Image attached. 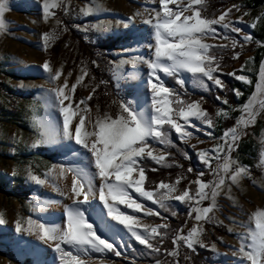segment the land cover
Instances as JSON below:
<instances>
[{"label":"rangeland","instance_id":"obj_1","mask_svg":"<svg viewBox=\"0 0 264 264\" xmlns=\"http://www.w3.org/2000/svg\"><path fill=\"white\" fill-rule=\"evenodd\" d=\"M221 1H225L224 5L217 12L207 15L205 0H203L204 7L201 9V14L207 18H215L224 9L231 8L232 4L241 6L240 12L232 9L228 19L240 27L242 32L251 35L253 41L245 45L243 50L240 49V57L233 60L231 66L228 68L219 66L214 75H227L229 72H235L246 75L250 82L245 84L237 81L239 84L237 90L241 95L237 98L233 93L237 103L234 108L220 102L219 109L210 113L204 107L202 100L193 101L198 102L199 107L211 119L213 126L209 128L196 118L189 117L190 125H194V127L184 126L185 131L192 133V137L186 138V142L179 139L178 134L169 125H164L178 141L185 143L194 152L199 164L197 168L203 171L200 180L205 184L215 179V174H210L209 169L222 164L223 159L210 160L209 166L206 168L196 153L205 151L209 156H213L211 149L214 145L217 142L224 143L219 140L225 131L219 128L220 123L232 116L234 119L230 127L234 126L237 119H242L246 115L242 113L241 106L247 99L256 92V107H259L261 99L256 85L260 64L264 60V47L258 46L255 42L264 43V35L261 36L260 33V27L264 22V1L255 9L245 6L247 0ZM188 2L189 0H174L169 4V8L175 10L178 5ZM57 3L58 7L51 10L53 16L45 21L38 0H7L8 10L3 17L7 27L4 32H0V218L4 220V223L0 224V264H58L56 254L48 244L43 243L31 233L26 234L23 230L18 232L16 223L26 219H35L45 225L62 229L66 219L65 207H75L81 211L86 221L93 225L96 234L111 242L122 253L117 257L105 251L103 260L110 261L111 264H154V261L151 263L137 262L127 255V251L131 250V242L139 246L143 245L133 239L123 225L108 217L98 195L83 204L73 205L70 200L53 192L47 182L44 185H38L27 179V173L31 171L38 178L46 179L44 173L47 168L52 164H61L77 169L79 173H82V179L91 181L94 189L99 188V180L96 177L91 154L72 140L61 137L51 145L30 147L36 138V130L32 124L33 115L40 118L49 111L40 99L42 90L52 87L47 80V74L41 67L45 60L49 62L51 68L59 67L61 69V77L56 83H64V77L67 76V87H71L76 82V76L81 74V69L85 70L83 80L72 92V98L77 101L87 96L95 88L96 91L88 103L89 114L93 118L96 115L102 117L105 112L114 118L119 110L117 103L119 101L124 103L142 122H150L152 111L150 107L151 93L147 86L148 69L143 63L133 66L128 61L133 56L149 57V49L145 45L154 43L153 29L144 24L138 14L142 10L158 9L159 0H57ZM94 3L101 4L103 11H89L93 8ZM63 4L68 7L67 13L59 6ZM244 12H247L248 15H243ZM134 13L137 15L127 27H124L123 23H116L117 20L126 21L127 17ZM238 17L243 23L237 20ZM258 17L259 19H257ZM253 20L256 21L254 28L249 27ZM94 24L98 27L92 28L91 25ZM129 27L131 29L127 30ZM213 27L217 29L220 36H217L216 39L208 38L204 42L213 46L223 44L231 47L228 41L221 38L224 30L218 25ZM45 32L55 33V38L50 41L47 49H44L41 40V36ZM72 33L89 44H95L107 38L114 39L113 45L104 50L107 57L100 64V70L106 75L111 91L107 87L108 82L101 84L93 76L84 57L77 49V40L72 36ZM228 35L242 43L239 34L229 31ZM248 57H251V64H245ZM242 64L244 65L243 69L240 67ZM179 78L183 81V88H187L191 92L204 91L194 83L191 74L182 72ZM156 82L162 83L169 89L174 88L171 83L180 87L176 84L174 77L166 76L161 72H157L156 79H154V83ZM204 82L206 86L209 83L211 87H214L207 78H204ZM167 99L170 101L169 108H175V104L172 103L173 97L170 96ZM217 112H227V117L217 116ZM77 115H73V123L76 122ZM49 118L57 124L60 122L59 114L54 109L50 110ZM176 122L183 125V120L179 117L176 118ZM204 132H210L212 135L205 136ZM197 140L201 142L197 143ZM148 143L153 149L159 150L160 154L164 153L162 150L164 145L158 142L153 144L151 140ZM193 145L195 148L192 147ZM223 155L222 152L221 157ZM229 156L231 159L237 160L241 166L246 167L248 174L242 175L237 184H232L227 177L234 170L235 165L230 166L229 172L220 173L225 178V184L221 186L215 198L214 210L209 213L211 219L205 218L200 222H195L193 201L186 199L184 202L176 200L166 202L175 210L186 211L188 215L191 209L187 224L179 230L182 235H187L193 224L197 223L198 229H202L199 239L205 244L204 248L198 244L194 245L195 251L192 252L182 241L179 242L175 264H194L191 261V256L198 250L206 252L202 258L204 264H238L239 257L233 255V252L239 248L237 234L244 232V229L238 225L245 223L254 227L250 217L257 211H264V109L258 112L250 125L243 128L237 147ZM144 159L151 160L147 156ZM195 180H188L183 186L180 185V180L178 183L176 182L177 179L167 180L163 183H175L176 191L173 195H180L185 187L188 188L189 195H194ZM190 181L192 183H189ZM61 183L62 186H70L71 176H65ZM157 184L146 186L145 177L141 187L155 193ZM128 191L133 199L142 204V208L140 211L134 212L124 204H118L116 207L119 211L125 215L136 217L140 225L151 227L167 223V219L162 215L157 204L140 197L131 189ZM82 198L78 197V199ZM37 200L56 201L57 203L50 204L38 213L34 211ZM209 202V200L202 201L200 207H207ZM145 208L152 209L158 215H146ZM229 228L232 229L231 232H229ZM137 230L142 231V228L138 226ZM160 230L158 229V232ZM213 245L215 250H213ZM62 247L69 250L68 245L62 244ZM90 258L92 261H99L101 254L90 252ZM161 261L162 264H173V258L167 255L166 259Z\"/></svg>","mask_w":264,"mask_h":264},{"label":"snow or ice","instance_id":"obj_2","mask_svg":"<svg viewBox=\"0 0 264 264\" xmlns=\"http://www.w3.org/2000/svg\"><path fill=\"white\" fill-rule=\"evenodd\" d=\"M173 2L174 0H159L158 9H152L151 15L143 18V23L153 29L154 43L145 45L149 49V57L133 56L128 61L133 66L143 63L148 69L147 86L151 93L150 107L152 111L150 122H142L124 103L119 101L117 102L119 110L114 118L110 117L107 112L102 117L96 115L93 118L89 114L88 103L92 94L96 91L95 88L87 96L77 101L72 98V92L76 89L77 84L83 80L85 70L81 69V74L76 76V82L71 87H67V76L64 77V83H56L58 78L61 77V69L59 67L51 68L47 60L43 62L41 67L43 72L47 74V80L52 87L42 90L40 99L49 111L43 117L38 118L35 114L32 117L36 138L30 147L51 145L61 137L72 140L91 154L96 177L99 180V188L94 189L91 181L82 179V173H79L77 169L61 164H52L48 167L44 173L46 179L38 178L31 171H28L27 179L38 185H44L47 182L53 192L70 200L73 205L83 204L98 195V199L106 210L108 217L123 225L133 239L148 249L147 253L141 252L140 255H158L161 249L151 241L158 236V243L163 244L166 231L158 232V229L167 230L169 226L167 223L151 227L140 225L136 217L125 215L119 211L116 207L118 204H124L134 212L140 211L142 208V204L133 199L128 190L131 189L140 197L157 204L165 212L169 210L166 203L169 200L184 202L187 199L193 201L195 222H200L205 218L211 219L209 213L213 212L215 198L221 186L225 184V178L220 173L229 172L230 166L235 165L234 170L227 177L232 184H237L242 175L248 174V169L241 166L237 160L231 159L229 154L235 151L243 128L250 125L255 120L258 112L264 109V60H262L256 85L261 97L259 107H256L257 93L254 92L241 106L242 113L246 115L242 119H237L235 125L227 128L223 135L219 137V140L224 141L223 144L217 142L211 149L214 155L209 156L205 151L196 153L206 168H208L210 160L219 161L223 159L222 164L209 169L210 174H215V179L207 184L202 183L200 177L203 173L197 172V178L194 181L196 184L194 195H189L187 187L180 195H173L176 191L175 183H158L155 193L142 189L141 186L145 181V168L142 166L141 161L144 157L147 156L156 164H160L164 157L168 155L166 152L160 154L159 150L153 149L148 143L151 140L153 144L158 142L161 145H169L168 131L163 127L165 124L175 130L179 139L185 142L186 138L192 137V133L185 131L184 126L194 127V125H190L189 117L196 118L209 128L213 126L211 119L199 107L198 102L185 103L173 89H169L159 82L154 83L157 72L174 77L176 84L180 85L181 88L184 85L179 77L182 72H186L192 75L194 83L203 88L204 91H208L204 78L211 81L214 87L223 89L222 80L214 75L219 67V60L210 49L215 47L223 50L224 45L217 44L213 46L205 43L204 40L208 38L216 39L217 36H220L217 29L213 27L218 25L224 30L221 38L228 41L233 49L239 47L243 50L245 45L253 41L251 35L242 32L240 27H237L232 20L228 19L232 9L237 12L241 11V6L237 4H232L231 8L224 9L215 18H207L201 14V9L204 7L203 0H189L187 4L178 5L175 10L169 8V4ZM38 3L45 21L53 16L51 10L58 7L57 0H38ZM59 6L65 13L68 12L66 4ZM7 10V0H0V32H4L7 27L3 18ZM89 11H103V7L99 3H94L93 8ZM136 15L134 13L132 16L127 17L126 21L117 20L116 23H123L124 27H127L129 23L133 22ZM243 15H248V13L244 12ZM237 20L243 23L239 17ZM57 23H59V20H57ZM91 27L97 28L98 25L94 24ZM249 27H256V21L253 20ZM229 31L239 34L242 43L238 42L235 37H230L228 35ZM54 38V32L42 34L41 40L44 49L49 47L50 41ZM255 43L260 47H264V43L260 41ZM240 55L241 52L236 51L232 53L231 58L235 60ZM245 64H251V57L247 58ZM240 67L243 69L244 65L242 64ZM227 75L234 76L235 80L245 84L250 82L247 76L243 74L229 72ZM100 83L103 84L104 81H100ZM232 91L237 98L241 95L237 89H232ZM170 96L173 97L172 103L178 107L169 108L170 101L167 97ZM216 99L220 100L221 97L217 96ZM65 101H67V104H65ZM221 102L226 104L227 100ZM52 109L59 114V124L49 118V112ZM76 114H78L76 122L73 123V115ZM221 115L227 117V112H217V116ZM177 117L183 120V125L176 122ZM204 135L210 137L212 134L204 132ZM200 142V140H197V143ZM192 147L195 148L194 145ZM225 148L227 149L226 152ZM222 152L224 153L223 157H221ZM177 166L179 167V165ZM188 171L191 172L192 169L189 168ZM67 175L71 176V184L70 186H62L61 182ZM180 179L181 177L178 175L176 182L178 183ZM189 183H192V181ZM78 197L83 198L78 199ZM229 199H231V196H229ZM204 200L210 201L208 206L200 207L201 202ZM55 203L57 202L37 200L34 211L39 213L45 207ZM144 212L146 215H158L150 208H145ZM64 214L66 219L62 229L45 225L35 219H26L16 223V230L18 232L23 230L26 234L31 233L43 243L48 244L55 252L58 264H111L110 261L103 260L105 251L117 257L122 255L116 246L96 234L93 225L86 221L84 214L77 208L65 207ZM171 215L175 216L176 213L172 212ZM189 215H191V209ZM250 220L254 227L245 223L238 225L244 229V232L237 234L239 248L234 250L233 255L239 257L238 264H264V211L253 213ZM3 223L4 220L0 218V224ZM22 224L24 225L23 228ZM138 226L142 228V231L137 230ZM228 230L229 232L232 231L231 228ZM201 231L202 229H198L197 223L193 224L187 235H182L179 229L175 230V235L171 241L173 247L170 251H167V256L173 258V264H175V258L178 256L179 242L182 241L192 252L195 251L194 245L198 244L201 248L205 247V244L199 239ZM62 244L68 245L69 250H65ZM213 250H215L214 245ZM90 252L100 253L101 260L92 261ZM154 264H162V261L155 259Z\"/></svg>","mask_w":264,"mask_h":264},{"label":"trees","instance_id":"obj_3","mask_svg":"<svg viewBox=\"0 0 264 264\" xmlns=\"http://www.w3.org/2000/svg\"><path fill=\"white\" fill-rule=\"evenodd\" d=\"M263 1L264 0H247L245 6L249 9H255L259 5H261ZM224 3L225 1L221 0H205L204 4L205 9L207 11V15L217 12L219 8L224 5ZM260 33L261 36L264 35V22L260 27ZM72 36L76 38L77 49L84 57V61L86 65L91 69V73L93 74V76L97 79V81L108 82L107 87L109 91H111L109 86L110 83L106 78V75L100 70V64L103 60H106L107 57L104 53V50L113 45L114 39L107 38L106 40H102L95 44H89L83 42L82 39L76 36L74 33H72ZM210 51L214 52L217 56L220 67L228 68L233 62V59L231 58L232 53L241 50L238 47L233 49L232 47L224 46L223 50L216 49L215 47H213L212 49H210ZM216 76H218L222 80L224 85L223 89L211 87L210 84L207 83L208 91H202L198 93L191 92L187 88H180L177 85H174L173 83L171 84L174 86L173 90L176 94L180 95V99L182 101H184L185 103H190L200 99L203 101L204 107L210 113H213L214 110L219 109L220 102L222 100H227L226 105L230 108H234L237 103L234 99L232 89L238 88L239 84L237 80H235L234 77L228 76L226 74H216ZM170 81H172L171 78ZM217 96H220L221 99L217 100ZM174 107L176 108V105H174ZM233 119L234 118L232 116L228 117L225 122L220 123L219 128L221 130H226L233 124ZM164 128L168 131L170 143L169 145H164L162 147V150L164 153H168V155L164 157V160L161 161L160 164H156L149 159H143V161H141L142 166H144L145 168L144 174L146 177V186H148L149 184H156L159 182H165L167 180L177 179L178 175L181 177L180 185L183 186L186 181L196 179L197 172L203 171L197 168L199 167V164L195 158L194 152L185 143L178 141L170 132L167 126H164ZM177 165H179V167ZM189 168L192 169L191 172L188 171ZM160 212L167 219V224L169 227L167 230L161 229L159 231H166V236L163 244L158 243L159 237L153 239L151 243L159 247L161 251L158 255H140L141 252L147 253L148 249L143 246H139L134 242H131V250L127 251V255L135 259L137 262L151 263L155 261V259H166L167 251H170L172 249L171 241L173 236L175 235V230L185 226L189 220V215L188 213H186V211L175 210L171 206H169V210L167 212L163 211L162 209H160ZM172 212H175L176 215H171ZM205 253L206 252L198 250L196 254L191 256V261L194 264H204L202 258Z\"/></svg>","mask_w":264,"mask_h":264},{"label":"bare ground","instance_id":"obj_4","mask_svg":"<svg viewBox=\"0 0 264 264\" xmlns=\"http://www.w3.org/2000/svg\"><path fill=\"white\" fill-rule=\"evenodd\" d=\"M142 1V0H139ZM149 1V0H148ZM155 9V8H154ZM152 11V9H151ZM151 11H140V13L138 14L140 19L143 20V18L149 17L151 15ZM131 28L129 27L127 30H130ZM142 67V66H141ZM141 69V68H140Z\"/></svg>","mask_w":264,"mask_h":264}]
</instances>
